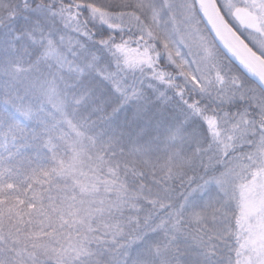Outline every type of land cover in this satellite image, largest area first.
Returning <instances> with one entry per match:
<instances>
[{
  "label": "snow or ice",
  "instance_id": "1",
  "mask_svg": "<svg viewBox=\"0 0 264 264\" xmlns=\"http://www.w3.org/2000/svg\"><path fill=\"white\" fill-rule=\"evenodd\" d=\"M0 264H264V0H0Z\"/></svg>",
  "mask_w": 264,
  "mask_h": 264
}]
</instances>
